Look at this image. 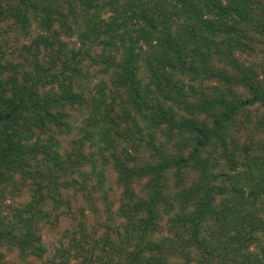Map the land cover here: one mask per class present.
<instances>
[{
	"label": "trees",
	"instance_id": "1",
	"mask_svg": "<svg viewBox=\"0 0 264 264\" xmlns=\"http://www.w3.org/2000/svg\"><path fill=\"white\" fill-rule=\"evenodd\" d=\"M11 19L40 32L17 62L0 44V264H264V0H0Z\"/></svg>",
	"mask_w": 264,
	"mask_h": 264
},
{
	"label": "rangeland",
	"instance_id": "2",
	"mask_svg": "<svg viewBox=\"0 0 264 264\" xmlns=\"http://www.w3.org/2000/svg\"><path fill=\"white\" fill-rule=\"evenodd\" d=\"M2 30L4 33L3 35H0V44L3 45V49L6 50L8 57L16 62L22 60L24 56L28 55L24 45L32 43L34 37L40 32V29L37 28V23L33 22L32 27L29 30L30 32L25 33L18 27L13 19L5 21L2 24ZM62 39L69 41L71 45L76 48L81 46V42L77 36L67 37L62 35ZM81 66L84 70H89L91 73L95 71V68L88 64V60H85ZM143 73L145 75V70ZM90 85H92V83ZM73 114L76 116L74 124L78 125L80 123L81 115L77 110H74ZM76 130L77 129L74 128L72 134L61 136L63 148L70 146L69 140L77 136ZM99 206L102 207V204ZM82 210H84L85 213L90 212L88 203L83 199H79L73 204L71 214L61 215L56 221V225L44 222L41 223L43 242L47 248L44 259L50 257L56 249L62 245L67 246L70 243L71 234L78 228L79 222L82 219Z\"/></svg>",
	"mask_w": 264,
	"mask_h": 264
}]
</instances>
